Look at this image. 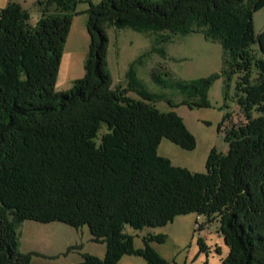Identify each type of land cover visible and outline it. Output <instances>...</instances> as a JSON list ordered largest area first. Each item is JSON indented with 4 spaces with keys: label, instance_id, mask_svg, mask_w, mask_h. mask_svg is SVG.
Segmentation results:
<instances>
[{
    "label": "trees",
    "instance_id": "1",
    "mask_svg": "<svg viewBox=\"0 0 264 264\" xmlns=\"http://www.w3.org/2000/svg\"><path fill=\"white\" fill-rule=\"evenodd\" d=\"M38 5L35 24L17 4L0 10V264H30L16 235L25 221L87 227L106 253L80 264H116L124 255L170 264L148 246L164 236L144 238V249L135 250L124 229L160 228L189 214L205 220L199 229L218 223L228 248L221 264H264V31L256 35L253 25L264 0L89 2L84 75L66 93L55 86L74 3ZM107 24L201 33L221 45L220 74L175 84L186 96L182 105L208 108L211 84L237 76L234 104L244 121L226 131V153L210 152L205 173L174 167L156 154L162 139L195 148L176 113L159 112L146 92L134 100L129 90L112 88Z\"/></svg>",
    "mask_w": 264,
    "mask_h": 264
},
{
    "label": "rangeland",
    "instance_id": "2",
    "mask_svg": "<svg viewBox=\"0 0 264 264\" xmlns=\"http://www.w3.org/2000/svg\"><path fill=\"white\" fill-rule=\"evenodd\" d=\"M40 0H0V10L9 4L19 5L35 24L40 18ZM74 3L70 32L60 62L56 80L57 92H68L75 80L84 75L89 36L86 30L89 2L98 0H71ZM156 2L159 0H150ZM55 12L50 7L48 13ZM255 34L264 31V8L253 16ZM109 41L107 64L112 88L129 90L128 97L140 100L138 91L154 96L153 105L162 113L174 112L195 138V148L185 151L162 139L156 149L159 157L172 166L190 173H205V164L212 150L226 153L223 141L231 126L244 121L234 104L237 76H222L214 81L206 100L208 108H188L187 100L176 89L177 83H189L220 74L223 69V51L218 42L206 40L201 33L172 35L154 30L117 29L105 26ZM131 71V72H130ZM152 74L162 80L154 82ZM199 100V98L194 99ZM228 114L219 132L218 126ZM205 220L194 214L176 217L160 228H144L134 231L126 226L124 232L132 238V247L143 250L144 238L164 236L162 243H148L162 259L170 264H221L227 257L228 248L218 232L219 225L210 223L199 229ZM18 252L30 254V264H80L87 255L103 259L104 244L94 243L87 227L73 229L60 223L39 224L25 221L16 229ZM116 264H145L141 257L124 255Z\"/></svg>",
    "mask_w": 264,
    "mask_h": 264
},
{
    "label": "crops",
    "instance_id": "3",
    "mask_svg": "<svg viewBox=\"0 0 264 264\" xmlns=\"http://www.w3.org/2000/svg\"><path fill=\"white\" fill-rule=\"evenodd\" d=\"M88 50V49H87Z\"/></svg>",
    "mask_w": 264,
    "mask_h": 264
}]
</instances>
